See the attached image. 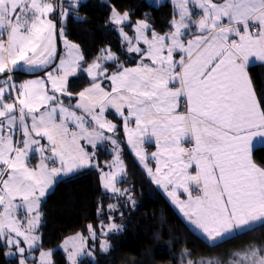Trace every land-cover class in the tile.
I'll return each mask as SVG.
<instances>
[{"label": "snow or ice", "instance_id": "snow-or-ice-1", "mask_svg": "<svg viewBox=\"0 0 264 264\" xmlns=\"http://www.w3.org/2000/svg\"><path fill=\"white\" fill-rule=\"evenodd\" d=\"M169 2L172 19L163 33L147 13L133 22L128 11L110 6V23L119 26L126 52L136 54L138 62L125 66L102 49L106 55L84 68L79 45L49 18L57 13L63 22L76 15L81 0H67V7L63 0H0V247L15 264H29L42 248L35 234L41 199L54 178L92 164L95 152L88 146L105 141L114 146L115 161L108 167L115 171L102 173L103 187L128 192L116 187L126 169L120 143L105 135L117 129L105 116L109 109L122 120L126 142L148 175L206 243L216 247L264 227V165L253 158L254 150L264 148V95H257L249 74L250 65L264 63V0ZM58 32L66 49L61 57ZM102 60L117 66L109 72ZM14 72L43 76L18 83ZM78 72L91 79L74 94L68 81ZM64 98L76 102L66 106ZM146 142L156 151L146 153ZM181 190L187 199L180 198ZM121 227L107 225L109 232ZM63 248L71 264L91 255L80 234L66 239ZM101 248L107 251L109 242ZM52 255L40 251L32 264H54ZM179 264H264V243L197 259L185 247Z\"/></svg>", "mask_w": 264, "mask_h": 264}, {"label": "trees", "instance_id": "trees-1", "mask_svg": "<svg viewBox=\"0 0 264 264\" xmlns=\"http://www.w3.org/2000/svg\"><path fill=\"white\" fill-rule=\"evenodd\" d=\"M113 5L121 13L128 11L133 22L144 19L147 13L156 31H168L173 12L170 2L162 5H155L151 0L82 2L76 15L68 18L66 31L69 40L81 47L87 61L85 66L107 47L119 55V63L135 65L138 61L135 54L126 52L122 36L110 25V6ZM109 66L114 70L117 65L112 62ZM23 74L19 79L31 75ZM250 76L258 96L264 95V64L251 66ZM89 81L86 75L80 73L70 82L69 91H80ZM123 157L128 170L127 179L122 184L129 186L131 196L138 200L137 206L130 208V211L122 210L127 214L123 216L127 228L111 237L114 248L102 254L98 263L84 260L81 264H179V252L185 247L191 250V258L197 259L226 257L230 250L241 248L249 242L264 243V227H260L216 247L210 246L191 229L183 214L154 204L152 199L155 196L158 198L157 186L128 149L124 151ZM112 158V153L102 151L99 165L103 166ZM253 158L258 164L264 165V148L254 150ZM112 203L117 204L118 210L127 207L123 196H112L102 188L98 168L84 169L57 182L43 203L40 227L42 248L53 250L54 264H69L66 254L58 248L60 243L70 235L88 234V225L98 227L101 222L109 221L107 208ZM4 251L6 249L0 247V264H15L14 258L3 255Z\"/></svg>", "mask_w": 264, "mask_h": 264}, {"label": "rangeland", "instance_id": "rangeland-1", "mask_svg": "<svg viewBox=\"0 0 264 264\" xmlns=\"http://www.w3.org/2000/svg\"><path fill=\"white\" fill-rule=\"evenodd\" d=\"M85 1H87V0H81V3H82V2H85ZM163 1H165V0H159V3H157V0H152V3L155 4V5H162V4H163ZM64 4H65V7H67V2H65ZM68 10L70 11L71 9H68ZM68 18H69V17H68ZM68 18H67L65 21L61 22V20H60L59 17H58V14H57V13H54L53 21L57 24V29H59L61 26H63V28H64V35L66 36L67 40L70 41L69 38L67 37V31H66V24H67ZM126 23H128V22H125V24H126ZM110 25H111V26H114V27L117 29V31L119 32V30H118V27H119V26H116V25H114V24H112V23H110ZM124 32L128 33V35H129L130 37L132 36L131 33L128 32V30L126 29L125 26H124ZM119 33H120V32H119ZM57 36H58V39L60 40V42L63 43V37H61V36L59 35V32L57 33ZM121 36H122V35H121ZM122 38H123V36H122ZM59 40H58V42H59ZM123 41H124V39H123ZM60 42H59V44H60ZM70 42H71V43H74V42H72V41H70ZM124 42H125L126 47H127V46H128V45H127V42H126V41H124ZM74 44H76V43H74ZM63 45H64V43H63ZM77 45H78V44H77ZM141 46H142V45H141ZM64 47H65V46H64ZM79 47H80V46H79ZM142 47H143V46H142ZM105 49H110L111 52H112L113 54H115L117 57H119V55H118L116 52H114L111 48L107 47V48H105ZM80 51L82 52L81 47H80ZM82 54H83V52H82ZM102 55H106V53L103 52V53H102L101 55H99L98 57H101ZM83 56H84V54H83ZM95 60H96V59H95ZM100 62H101L104 66H106V62H107V61H103V60H102V61H100ZM109 62L111 63L112 61H109ZM87 66H88V65H87ZM87 66H86V67H87ZM107 68H108V67H107ZM108 71H109V72H112V70L109 69V68H108ZM23 75H24V74H23L22 72H14V73H13L14 79H18V80H19V77H22ZM27 78H28V79H34V78H36V77H35L34 75H29V76H27ZM112 136H113V133H112ZM113 138L117 140V137H116V136H114ZM86 145H87V142H86ZM113 147H114V146H113L109 141H106V149H107L109 152H111L112 155H113V157H114L115 154H113V151H112ZM88 151L91 152V149H90L89 146H88ZM123 155H124V153H123ZM120 156H121V154H120ZM114 161H115V160H114ZM114 161H113V159H112L111 161L106 162L103 166L98 167V170H99V172H100L101 185H102V188H103L105 191H108L112 196H113V195H114V196H119V197H122V196H123L124 201H127V207H126V208H125V207H122V208H120V209L118 210L117 204H115V203L110 204V205H114L115 207H113V208H109V207H108V208H107L109 221L101 222V223L99 224L98 227H93V226H92V229L89 230V233L86 234V235H85V234H82V233H78V234L82 235V236L84 237V239H85V242H86V245H87L86 251H88V252L91 253L90 256H86V257H80V258H78V264H81L84 260L89 261V262L92 261V262H94V263H98V262L102 259V258H101V255H102V254H107V253H109V252L114 248L113 242L111 241V237H112L113 235L120 234L121 232L125 231V229L127 228V225H126L125 221H123V216H127V214H124V211H122V210H126V209H127V211H130V210H129L130 208H132V207H136V206H137V203H136V202H138V200H136L137 198L134 199L133 195L131 196L130 191H129V186H128V185H125V184H124V185L122 184V181H124V180L127 179V172H126V174H122L121 176H119V177L117 178V184H116V187H118V188H120V189H122V190H123V189H127V190H128V192L125 193L124 195H120V194H117V193H112L111 191H109V190H107V189H105V188L103 187V181H102V179H101V177H102V173H104V172H108V171H110V170H111V171H115V169L113 170V169H110V168L108 167V165L111 164V163H113ZM124 161H125V160H124ZM124 163H125V162H124ZM140 163H141V162H140ZM141 164H142V163H141ZM92 165H93V166H92ZM92 165H88V166H86V167H84V168H80V169L76 170V171L73 172V173H69V174H67V175H61L60 177H56V178H54V182H53L51 188L47 191L45 197L42 198V199H41V202H40V213H41V219H40L39 227H38L37 231L35 232V234L38 235V236L40 237V244H41V245H42V234H41V231H40V227H41L42 220H43L42 207H43V203H44V201L46 200V198L48 197V195L52 192V190L55 188L56 183H57V181H58L60 178L65 177V176H69V175H71V174H74V173H76V172H78V171H81L82 169H85V168H88V167H91V166H92V167H96L95 165H97V162L92 163ZM125 166H126V164H125ZM126 167H127V166H126ZM127 170H128V168H127ZM129 197H131V199H129ZM132 201H134L135 203L133 204ZM152 201H153V200H152ZM153 202H154V201H153ZM154 204H156V203H154ZM156 205H157V204H156ZM162 207L168 209L165 205H163ZM173 212H175V211H173ZM181 214H182V213H181ZM110 223H116V224H118V225H121L122 227H121V229H120L119 231L109 232V231H108V228H107V225L110 224ZM92 232H95V238L92 237ZM76 235H77V234L67 236V237H66V238L60 243V245L58 246V248L61 249V250L66 254V256H67V252H66V251L64 250V248H63L64 241H65L66 239H68L69 237H73V236H76ZM203 239H204V238H203ZM105 240H107V241L109 242V244H110V248H109L107 251H103L102 248H101V245H102V243H103ZM21 246H26V245L22 244ZM49 250H51L52 253H53V250H52V249H46V248H40V249L34 251L33 254H32V256L28 258V259H29V264H32L33 258H37V259H38V257H39V252H40V251H49ZM13 251H14V249H13ZM7 257H9V258H14V257H11V256H7ZM215 257H218V256H215ZM211 258H212V257H211ZM87 259H88V260H87ZM52 260L54 261V256H53V255H52ZM68 261H69V264H71V261H70V260H68Z\"/></svg>", "mask_w": 264, "mask_h": 264}, {"label": "crops", "instance_id": "crops-1", "mask_svg": "<svg viewBox=\"0 0 264 264\" xmlns=\"http://www.w3.org/2000/svg\"><path fill=\"white\" fill-rule=\"evenodd\" d=\"M152 1V0H151ZM51 2H53V3H56L57 2V0H51ZM63 2L65 3V2H67V0H63ZM166 2H169V0H165V1H163V4L164 3H166ZM53 17H54V13L53 14H51L50 15V17L49 18H51V19H53ZM177 18H178V16H177ZM125 27H126V29L128 30V32L129 33H131V35L133 36L134 35V33H133V30H132V27H130V26H128V23H126L125 24ZM121 35V34H120ZM58 36L56 35V40H55V43H56V47H57V56L58 57H61V56H64L65 54H66V49H65V47H64V45H63V43H61L60 42V40H59V42H60V44H59V42H58ZM143 46V45H142ZM83 52V51H82ZM132 54H134V53H132ZM136 55V54H135ZM58 62V61H57ZM113 62V61H112ZM111 62V63H112ZM138 62V61H137ZM109 61H107L106 62V67H108L109 69H111L112 71H113V69L112 68H110V66H109V64H111ZM91 64V63H90ZM258 64H264V63H262V62H259V61H257L256 63H255V65H258ZM81 65H82V67H84V68H86V66L84 65V62H81ZM125 66H128V67H132V66H135V65H125ZM251 66H253V65H250V67ZM250 67H249V74H250ZM48 70H51V69H48ZM80 73L78 72L77 73V76L79 75ZM31 75H34L35 77H37V76H43V73L42 72H38V73H35V74H31ZM76 77V76H75ZM75 77H69V81H68V90H69V86H70V82L72 81V79L73 78H75ZM0 78H2V77H0ZM89 78V80L91 79L90 77H88ZM26 79H28L27 78V76L23 79V80H26ZM23 80H21V79H16V81L19 83V82H21V81H23ZM89 86V84L88 85H86V86H84V87H82V89L81 90H83L85 87H88ZM80 90V91H81ZM71 92V91H70ZM77 92H79V91H77ZM77 92H72V93H77ZM257 92V91H256ZM258 95V94H257ZM64 102H65V105L67 106L69 103H72V104H74L76 101H75V99H72L71 101L69 100V99H67V98H64ZM181 110H182V107H181ZM78 114H80L79 112H78ZM105 116H106V118L108 119V120H110V121H112L113 123H115L116 125H117V129H116V131H115V134H113V137L114 136H116L117 137V141H118V143H120V150H121V160L123 161V164H124V167H125V169H126V172H127V167L125 166V164L126 163H124L125 161H124V157H123V153H124V151L126 150V149H128L130 152H131V154L135 157V159L140 163V161H139V158L138 157H136L135 156V152H134V150L131 148V146L130 145H128L127 144V142H126V133L124 132V128H123V122H122V120L114 113V110H111V109H109L106 113H105ZM130 126H132V127H134V125L133 124H130ZM70 127H71V125H70ZM105 135H111L112 136V133H108L107 131H105ZM42 143H43V141H42ZM81 143L82 144H85L86 145V141H81ZM90 147V149H91V152H95V157H94V159H93V162L92 163H94V162H97V164L99 165V162H98V159H99V157L101 156V152L102 151H108L107 149H106V141L105 142H102V143H99V144H97V146L93 149L91 146H89ZM144 149H145V151H146V153H151V152H154V151H156V147H155V145H154V143H145L144 144ZM109 152V151H108ZM109 153H111V152H109ZM114 154V153H113ZM113 159V161L115 160V155H114V157L112 158ZM111 161V160H110ZM147 164H148V166L149 167H151L152 169H153V171H155V161L154 160H152L151 158H148L147 159ZM32 163L33 164H35V163H38V159H33L32 160ZM141 164V163H140ZM90 165H92V164H90ZM51 166H53V165H51L50 164V167ZM55 166H59L58 164L57 165H55ZM93 166V165H92ZM88 167V168H98V167ZM141 166L143 167V165L141 164ZM99 167H100V165H99ZM85 169H87V168H85ZM143 169H144V171L146 172V174H147V176L153 181V179L148 175V173H147V171H146V169L143 167ZM82 170H84V169H82ZM81 170V171H82ZM114 170V169H113ZM78 172H80V171H78ZM78 172H76V173H78ZM75 174V173H74ZM71 175H73V174H71ZM71 175H69V176H71ZM65 177H68V176H65ZM63 178V177H62ZM61 179V178H60ZM59 179V180H60ZM58 180V181H59ZM57 181V182H58ZM154 182V181H153ZM57 184V183H56ZM154 184H155V182H154ZM156 185V184H155ZM157 186V188H158V198L156 199V197L157 196H155V198H153L152 200L154 201V203H156L158 206H160V207H162L163 205H165L170 211H175V212H180L179 211V208H178V206L177 205H175L174 203H173V201H172V199H171V197H169L168 195H167V193L165 192V190L161 187V186H159V185H156ZM53 191V190H52ZM197 193L196 192H193V195H196ZM179 195H180V198L181 199H187V194L186 193H183V191L181 190V191H179ZM181 213V212H180ZM185 220H186V222L188 223V225L191 227V229H193L196 233H198L199 235H201V233L189 222V221H187V219L185 218ZM202 236V235H201Z\"/></svg>", "mask_w": 264, "mask_h": 264}]
</instances>
